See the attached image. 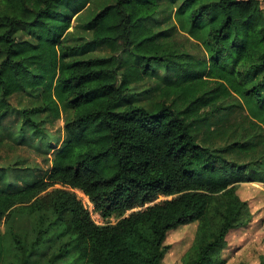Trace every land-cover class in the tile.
<instances>
[{"label": "trees", "instance_id": "trees-1", "mask_svg": "<svg viewBox=\"0 0 264 264\" xmlns=\"http://www.w3.org/2000/svg\"><path fill=\"white\" fill-rule=\"evenodd\" d=\"M62 2L0 0V117L13 94L35 89L40 102L22 111L31 129L70 111L50 169L0 189V264H162L169 231L191 223L182 264H228V234L251 219L238 188L264 183L262 1L182 0L192 26L206 28L197 56L147 24L158 0H113L88 20L111 54L89 57L65 42ZM21 26L37 42L19 40ZM121 51L135 61L123 66ZM158 67L172 78L157 99L132 101ZM26 215L30 228L19 225Z\"/></svg>", "mask_w": 264, "mask_h": 264}, {"label": "rangeland", "instance_id": "rangeland-1", "mask_svg": "<svg viewBox=\"0 0 264 264\" xmlns=\"http://www.w3.org/2000/svg\"><path fill=\"white\" fill-rule=\"evenodd\" d=\"M112 1L63 0L60 11L71 19L65 42L82 45L75 56L111 54L105 43H95L92 40V29L88 20L102 6ZM158 1L160 8L147 24L161 34L160 40H178L186 45L190 53L201 55L205 51L202 41L206 28L192 26L187 13L181 11L182 0ZM261 1L264 8V0ZM17 37L19 40L37 42V37L25 26L19 28ZM120 54L123 66L135 61L126 51H121ZM171 78L169 70L158 67L146 76L144 82L133 87L130 99L152 104L157 99L160 87ZM40 93L41 89H35L13 94L10 97L12 108L0 117V189L16 190L43 176L50 169L51 160L68 138L65 123L69 118V110L58 120L42 116L43 122L39 128L31 129L24 124L22 111L38 105ZM77 193L91 211L93 218L99 223L103 222L104 219L94 210V205L88 197L82 191L77 190ZM237 193L248 203L251 219L247 224L230 231L227 236L228 244L221 256L227 259L228 264H259L261 255H264V183H241ZM18 219L21 227L30 228L32 225L33 218L28 215ZM197 228V223H191L169 231L165 241L169 250L162 264H182L183 257L195 243ZM68 262L69 259H65L62 264Z\"/></svg>", "mask_w": 264, "mask_h": 264}]
</instances>
